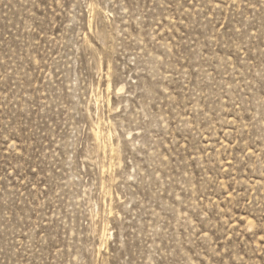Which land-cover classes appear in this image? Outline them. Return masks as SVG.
Listing matches in <instances>:
<instances>
[{"label":"rangeland","instance_id":"rangeland-1","mask_svg":"<svg viewBox=\"0 0 264 264\" xmlns=\"http://www.w3.org/2000/svg\"><path fill=\"white\" fill-rule=\"evenodd\" d=\"M0 264H264V0H0Z\"/></svg>","mask_w":264,"mask_h":264}]
</instances>
